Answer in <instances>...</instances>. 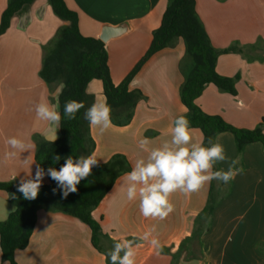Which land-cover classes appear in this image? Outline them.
<instances>
[{"label": "crops", "instance_id": "1", "mask_svg": "<svg viewBox=\"0 0 264 264\" xmlns=\"http://www.w3.org/2000/svg\"><path fill=\"white\" fill-rule=\"evenodd\" d=\"M9 0H0L1 17ZM79 16L81 33L100 39L103 31L121 29V34L105 43L112 80L120 85L148 52L154 32L162 25L168 0H65ZM196 12L212 45L220 51L244 49L245 53L221 54L217 72L236 78L238 94L233 96L210 84L198 99L209 115H219L230 124L254 129L264 122V0H195ZM66 23L53 12L47 0H37L15 17L10 29L0 37V182L35 175L37 141L58 138L56 126L37 119L34 106L51 101V91L40 77L45 46ZM251 49L250 52L247 50ZM186 57L182 39L173 47L153 55L130 83L140 91L132 122L103 132L91 126L98 164L114 155L127 157L131 167L144 153L138 142L148 138L154 146L170 139L176 117L188 109L181 99L185 81L181 63ZM96 102H106L103 84L93 80L88 87ZM243 102V107L240 106ZM56 107V106H55ZM193 140L204 141L200 129L190 128ZM18 136L35 145L13 159H5L6 138ZM229 159L243 169L227 184L214 180L219 200L208 227L193 239L198 216L207 206L211 185L185 195L173 193L174 211L165 219L145 218L139 201H128L123 175L94 211L104 237L102 250L92 240L91 229L80 220L62 214L39 211L38 221L26 249L15 253L18 264H110L106 254L114 243L136 241V264H264V146L252 143L238 151L230 132L217 135ZM31 154L28 164L23 161ZM33 163V164H32ZM32 164V165H31ZM31 165V168H30ZM227 170V163H219ZM17 176L12 180L13 176ZM49 183L45 176L42 185ZM218 184V185H217ZM12 211L7 195L0 191V221ZM151 232L149 240H143ZM156 238L159 248L150 240ZM176 258V259H175ZM0 264H10L2 257Z\"/></svg>", "mask_w": 264, "mask_h": 264}, {"label": "trees", "instance_id": "2", "mask_svg": "<svg viewBox=\"0 0 264 264\" xmlns=\"http://www.w3.org/2000/svg\"><path fill=\"white\" fill-rule=\"evenodd\" d=\"M37 0H9L2 14L0 37L11 27L12 21L31 7ZM55 15L66 24L56 37L45 46L40 77L51 91V101L61 113L62 119L56 127L58 138L55 141H37L35 160L45 170L54 167L57 170L64 164L65 158L88 156L96 150V142L91 134V125L84 118L88 107L95 103V96L88 91L93 80L103 84L107 104L111 108V121L117 126L129 125L135 109L142 98L140 91H131L130 83L146 62L156 53L173 47L182 39L186 47V57L181 63L185 81L181 86V99L188 109L190 128L200 129L204 136L203 144L218 134L230 132L234 135L239 152L252 143L264 146V122L254 129L238 128L219 115H209L198 104L208 85L213 84L219 90L237 96L238 77L230 78L217 72V62L221 54L245 53L244 49L230 48L217 50L211 43L205 27L196 12L195 0H168L162 25L154 32L153 42L146 55L120 84L115 85L109 66V54L104 42L81 33L78 14L71 10L65 0H47ZM251 49L247 50L250 52ZM83 102L85 107L76 118L69 120L63 116L66 101ZM61 159L53 162L54 156ZM131 164L122 154L114 155L108 162L93 166L91 175L77 185V192L67 197L48 175L49 183L42 185L35 200H25L17 191V181L0 182V191L4 192L12 206L5 221H0V244L2 257L10 264H18L15 253L26 249L34 233L39 211L62 213L74 217L86 224L92 231L94 246L102 250L99 241L104 237L100 223L93 213L113 189L116 182L125 173L131 171ZM215 169L219 170L218 164ZM55 190V191H54ZM15 194V199L12 195ZM219 195L214 180L205 209L198 216L193 239L198 240L208 227ZM176 259V258H175Z\"/></svg>", "mask_w": 264, "mask_h": 264}, {"label": "clouds", "instance_id": "3", "mask_svg": "<svg viewBox=\"0 0 264 264\" xmlns=\"http://www.w3.org/2000/svg\"><path fill=\"white\" fill-rule=\"evenodd\" d=\"M240 106L243 107V102ZM84 107L83 102L66 101L63 116L69 120L75 119L76 114ZM34 111L37 119L59 127L61 113L47 100L36 103ZM84 118L91 126L98 127L103 132L111 127V108L106 102L93 103L87 108ZM218 140V137L215 140L209 138L207 145L194 141L190 121L186 115L175 118L170 139L161 144L154 146L148 138L140 139L138 147L144 155L134 161L131 171L124 176L127 200L139 201V211L143 217L163 220L174 211V205L170 202L173 193L190 195L210 185L213 180L224 184L234 180L243 169L236 168L238 160L229 159ZM5 144L7 146L5 159H13L23 152L31 153L35 147L34 144L18 136L6 138ZM30 159L31 154L23 162L28 164ZM60 159L58 155L54 156L53 162H58ZM219 163H227V170L215 169ZM97 164L98 159L93 153L78 158L69 156L65 158L59 170L49 167L47 173L37 165L35 175L32 176L30 171L28 178L20 180L17 191L25 200H35L45 175H48L62 190V195L67 197L70 193L77 192V185L82 179L91 175L93 166ZM16 177L14 175L12 180ZM12 198H16L15 194ZM153 231L155 228L145 233L142 239L149 240ZM150 243L159 248L156 238H152ZM135 249V240L117 241L106 254V259H110V264H136Z\"/></svg>", "mask_w": 264, "mask_h": 264}, {"label": "water", "instance_id": "4", "mask_svg": "<svg viewBox=\"0 0 264 264\" xmlns=\"http://www.w3.org/2000/svg\"><path fill=\"white\" fill-rule=\"evenodd\" d=\"M122 32H121V29H116V30H113V31H109L108 29H105L103 31V34L101 35L100 37V40L104 43H107L109 38L113 37V36H117V35H120Z\"/></svg>", "mask_w": 264, "mask_h": 264}, {"label": "rangeland", "instance_id": "5", "mask_svg": "<svg viewBox=\"0 0 264 264\" xmlns=\"http://www.w3.org/2000/svg\"><path fill=\"white\" fill-rule=\"evenodd\" d=\"M217 185H218V184H217ZM215 189H216V188H215ZM216 193L219 194L217 189H216Z\"/></svg>", "mask_w": 264, "mask_h": 264}]
</instances>
